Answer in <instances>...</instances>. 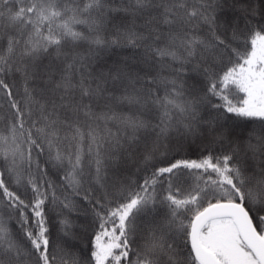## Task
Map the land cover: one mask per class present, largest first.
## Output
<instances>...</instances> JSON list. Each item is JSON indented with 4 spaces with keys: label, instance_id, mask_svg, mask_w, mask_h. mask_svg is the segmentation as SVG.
I'll list each match as a JSON object with an SVG mask.
<instances>
[{
    "label": "snow or ice",
    "instance_id": "snow-or-ice-1",
    "mask_svg": "<svg viewBox=\"0 0 264 264\" xmlns=\"http://www.w3.org/2000/svg\"><path fill=\"white\" fill-rule=\"evenodd\" d=\"M110 2L0 0V264H264V0Z\"/></svg>",
    "mask_w": 264,
    "mask_h": 264
},
{
    "label": "trees",
    "instance_id": "trees-1",
    "mask_svg": "<svg viewBox=\"0 0 264 264\" xmlns=\"http://www.w3.org/2000/svg\"><path fill=\"white\" fill-rule=\"evenodd\" d=\"M110 7L113 9H117V11L112 12L111 19H112V23L114 25H116L118 28H120L122 30L125 27H135V29L137 31H143L145 33L147 32V30L143 27V25L145 24V20L147 19L146 16L135 17V23L133 25L132 22H133L134 17L131 15L130 12H126L123 10V9L128 8V0H111ZM153 14H155V13H153ZM109 30L114 31L115 29H113L110 26ZM142 52H143L142 47L132 48V47H129L127 45H122L120 47H113L101 55L100 64L105 66V67H109V66H112L114 63L121 61L124 58H128L129 63L132 64L133 66H135L136 61ZM116 95H119V92H117ZM117 110L123 112V114H125V115H130L131 112L134 111V109L130 110L128 106H117ZM113 131H115V128H113ZM0 135L9 136L8 144L7 145H0V151H3V149L5 147H7L9 149L15 147V145L12 144V142H11V138H10L11 134L6 130L3 123H0ZM191 144H193V142H190L189 145L186 146L185 152L188 155H192L193 158H195L197 146L191 147ZM24 147H26V145L21 144V148H24ZM3 167H5V164H4L3 159L0 158V170H2ZM126 169L129 173L135 172V166H134V162L132 160L128 161ZM61 175H62V173H61ZM50 178L53 180H58V177L52 173H50ZM57 194L58 195L60 194L59 189L57 191ZM50 216H51L53 224H55L56 219H57V213L55 211H53L50 213ZM72 219L74 221H76L77 224L84 223L82 215H80L78 218V214L74 213L72 215ZM13 224H14V221H13ZM57 227H58V225H57ZM55 234H56V229L53 228V236H55ZM81 244H82V246H86L87 245V239H84L83 241H81Z\"/></svg>",
    "mask_w": 264,
    "mask_h": 264
},
{
    "label": "rangeland",
    "instance_id": "rangeland-1",
    "mask_svg": "<svg viewBox=\"0 0 264 264\" xmlns=\"http://www.w3.org/2000/svg\"><path fill=\"white\" fill-rule=\"evenodd\" d=\"M195 146H197V143L193 142V144H191V147H195Z\"/></svg>",
    "mask_w": 264,
    "mask_h": 264
}]
</instances>
